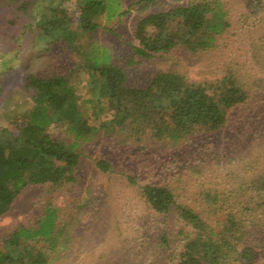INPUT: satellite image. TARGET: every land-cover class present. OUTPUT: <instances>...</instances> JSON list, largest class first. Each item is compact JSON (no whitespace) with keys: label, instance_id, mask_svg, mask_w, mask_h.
Returning <instances> with one entry per match:
<instances>
[{"label":"rangeland","instance_id":"1","mask_svg":"<svg viewBox=\"0 0 264 264\" xmlns=\"http://www.w3.org/2000/svg\"><path fill=\"white\" fill-rule=\"evenodd\" d=\"M198 1L120 0L119 11L124 13L112 18L99 17L100 25L93 34L95 44L106 48L126 73L129 84L137 87L147 86L158 73L168 70H180L193 81L214 80L225 74L232 60L242 69V74L249 75L246 83L250 97L230 112L228 122L217 132L195 136L172 148L164 146L169 141L146 134H129L119 128L112 134L80 141L76 148L81 152L80 165L74 186L55 187L45 183L25 188L0 216V239L21 226L34 225L51 203L60 208L62 221H67L63 241H67L72 222L79 220V223L71 233L68 246L45 252L46 264H177L185 230L190 226L178 209L163 213L150 207L140 187L168 183L183 205L199 210L196 195L211 186L224 191L221 202L226 208L241 210L242 200L251 204L245 212L251 211L250 206L255 207L252 217L248 215L244 221L249 225L246 231L255 247L256 264H264V241L259 240L264 235V219H259L264 214V195L260 197L263 192L258 191L264 187V176H259L264 172V40L261 41L264 24L253 25L254 19L240 18L245 12L249 14L251 0H224L232 26L226 33L227 46L224 43L217 56L216 52L203 57L173 48L145 57L135 49L140 43L137 22L143 16L176 5L191 6ZM54 7H59V16L67 15L71 19L72 27L77 26L76 0L62 3L0 0V125L3 127L17 130L28 117L33 92L28 85L31 74H67L74 69L80 98H102L88 71L91 62L59 43L48 45L42 36V25ZM255 14L260 16L262 12L257 10ZM87 40L84 37L83 42L88 43ZM80 106L87 116L93 114V106ZM101 116L114 119L107 110ZM47 132L66 143L75 140L65 124L49 126ZM101 158L112 162L111 172H102L97 167L96 162ZM129 176L135 177L137 183L131 184ZM251 186L253 190H249ZM258 194L257 198H250ZM88 199L91 204L81 208ZM42 244L43 241L38 243ZM237 245L243 246V242ZM228 264L240 262L231 260Z\"/></svg>","mask_w":264,"mask_h":264},{"label":"trees","instance_id":"2","mask_svg":"<svg viewBox=\"0 0 264 264\" xmlns=\"http://www.w3.org/2000/svg\"><path fill=\"white\" fill-rule=\"evenodd\" d=\"M76 1L77 26L72 27L71 19L67 15L59 16V7H54L42 25V36L48 45L59 43L91 62L88 71L102 98H80L74 69L67 74L28 77V85L33 89L28 117L17 130L0 125V216L30 185L74 186L81 157L76 148L82 140L112 134L119 128L129 134H146L156 140L169 141L170 144L164 143V146L172 148L181 141L213 134L223 128L230 112L251 95L246 83L249 75L242 74V69L232 60L225 74L214 80L193 81L180 70H168L158 73L147 86L129 84L122 67L112 60L106 48L95 44L93 35L100 25L99 17L112 18L124 13L119 11L120 0ZM249 7L253 10L249 8V14L245 12L240 18L247 16L246 19L255 20L253 25L264 24V0H251ZM257 10H261L260 16H256ZM231 26L230 11L224 0L176 5L147 14L137 22L140 43L135 49L145 57L173 48L203 57L216 52L217 56L221 46L224 43L227 46L226 33ZM84 37L88 38L87 44L83 42ZM80 104L93 106L91 120ZM105 110L112 112L114 119L101 116ZM54 124H65L74 135V142L66 143L49 135L47 128ZM96 165L102 172L113 169L112 162L105 158L98 159ZM259 176H264V172ZM128 179L131 184L137 183L133 176ZM140 191L145 203L157 212L178 209L190 226L185 230L177 264H228L231 260L256 264L255 247L250 244L246 231L249 225L244 221L248 215L252 217L255 210L250 206L251 211L245 212L250 201L242 200L241 210L231 206L227 209L221 202L224 191L208 186L197 193L195 200L200 203V209L196 210L183 205L168 183L145 184ZM258 191L263 192L260 197L264 195V187ZM252 196L250 198L254 199L259 194ZM89 204L88 199L81 208ZM259 219H264V214ZM66 223L60 218V208L47 204L34 225L21 226L0 239V264H46L45 252L68 246L79 220L72 222L67 241H63ZM251 225L254 226L253 222ZM261 236L259 240L264 241V235ZM40 241H43L41 246ZM237 242H243V246Z\"/></svg>","mask_w":264,"mask_h":264}]
</instances>
